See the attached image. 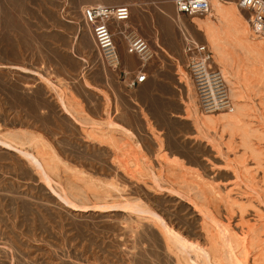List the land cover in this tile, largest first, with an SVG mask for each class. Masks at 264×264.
I'll return each instance as SVG.
<instances>
[{
	"label": "rangeland",
	"instance_id": "374dc122",
	"mask_svg": "<svg viewBox=\"0 0 264 264\" xmlns=\"http://www.w3.org/2000/svg\"><path fill=\"white\" fill-rule=\"evenodd\" d=\"M125 1L0 0V264H212L221 226L256 250L245 264H264V61L246 51L256 58L247 63L232 42L237 56L222 67L201 27L208 13L177 24L172 0L123 3L130 16L111 24V66L83 10ZM126 28L146 41L145 61L126 51ZM197 44L229 101L227 79L246 102V128L221 131L218 111L199 108L186 67ZM139 70L147 77L136 84Z\"/></svg>",
	"mask_w": 264,
	"mask_h": 264
},
{
	"label": "bare ground",
	"instance_id": "6f19581e",
	"mask_svg": "<svg viewBox=\"0 0 264 264\" xmlns=\"http://www.w3.org/2000/svg\"><path fill=\"white\" fill-rule=\"evenodd\" d=\"M208 1V5H209V7H208V9H207V11H205L204 13H208V15H209V19L208 20H206V21H203V24H202V26H203V28H204V30H206L207 31V33H208V42H209V44L212 46V48H213V50L214 51H216V52H218L217 53V55H218V59H217V61H218V63H220V65H222V67H229V68H231V60H230V57H231V55L230 54H228L229 53V51H228V48H229V45H232V42H234V45H235V43L238 45H240V46H238V47H240V49H242L244 52L242 53L241 52V54H244V57H245V59H244V57H243V55H240V54H238V57L240 56H242L241 58H242V60H244V61H247L248 59L250 60H252L253 58H255V56H256V58L258 59V58H260V59H262L263 61H264V37L262 36V35H260L258 32H256L253 28H252V26H251V24L248 22V20L243 16V14L240 12V10H242V9H240L239 8V6L237 5V3H236V0H235V2H222V1H219V0H207ZM104 3L103 2H96V3H94L93 5L91 4V5H89V6H87V7H90V6H94V5H103ZM113 5H115V4H113ZM240 9V10H239ZM210 10H211V12L212 13H210ZM204 13H202V14H204ZM175 14H176V18H175V20H176V23L177 24H182V20L180 19V12H178L177 10L175 11ZM87 24V23H86ZM182 32V31H181ZM244 35V36H243ZM232 37V41H229V40H227L228 39V37ZM237 45H235L234 47L236 48V46ZM237 47V48H238ZM223 48H225V49H223ZM232 49H234L233 48V46L231 47ZM230 48V49H231ZM236 48V49H237ZM244 48V49H243ZM239 49V48H238ZM239 49V51H241ZM148 50V49H147ZM150 51H151V49H150ZM246 51H247V53L248 54H250V56H252L251 54H253V55H255V56H253L252 58L250 57V58H248V56L246 55ZM148 52V54H149V51H147ZM226 54H228V55H226ZM247 56V58H246V56ZM234 56L235 55H232V58H234ZM237 56V55H236ZM235 56V57H236ZM237 57V60L240 58H238ZM141 58L143 59V61H145L147 58L145 57V56H141ZM256 58H255V60H256ZM260 59H258L257 61H260ZM235 60V59H234ZM239 60H241V59H239ZM248 60V61H249ZM250 60V61H251ZM261 60V61H262ZM232 61H233V59H232ZM248 61H247V63H248ZM249 61V62H250ZM256 61V62H257ZM261 61L259 62V64L261 63ZM258 63V62H257ZM236 64V66H234V68L235 67H240V65L239 66H237V64H238V62L237 63H235ZM245 64V63H244ZM250 65H253L252 64V62L250 63ZM262 65H263V63H262ZM111 66H114V65H111ZM264 66V65H263ZM233 68V69H234ZM248 68V67H247ZM236 69H238V68H236ZM258 69V68H257ZM260 69V68H259ZM228 70V69H227ZM237 71V70H236ZM258 71V70H257ZM138 72V71H137ZM244 72V71H243ZM245 72H246V70H245ZM245 72H244V74H245ZM221 73V72H220ZM247 73V72H246ZM258 73H259V71H258ZM139 74V73H138ZM233 76L238 80V82H239V84L241 85V87H243V90H248V88L246 87V86H248V85H245V84H247V82H248V84H249V79H248V77H246L245 79H246V82L245 81H243V80H245V79H243V75L242 74H239V72H233ZM239 75H241L242 76V82H241V78L239 79L238 78V76ZM245 76H247V74H245L244 75V77ZM253 76V75H252ZM256 76H258L257 75V73H256ZM261 76H263V75H261ZM189 77V76H188ZM249 78H250V76H249ZM248 80V81H247ZM259 80H261V77H260V79ZM243 82H245V83H243ZM258 82V81H257ZM264 82V81H263ZM227 83H228V85H229V90H230V93H231V98H232V100H231V102L229 101V104H228V106L226 107V109H222V110H219L218 111V116H217V119H216V121H218V124H219V126L222 128L221 129V131L222 130H226L227 132H229V134L231 133V132H234V130H239L240 131V129H242L241 128V124H242V122H243V117L247 114L246 113V108H245V105H247L246 104V102H245V104H244V101L241 99V95L238 93V94H236L235 93V90H233V84H234V82L232 81V80H230V79H227ZM245 86V87H244ZM249 87V86H248ZM252 87V86H251ZM188 88H189V90H190V96H191V101L192 102H195V97H194V95H191V93H192V88H191V84H189L188 85ZM246 88V89H245ZM251 89V88H250ZM255 90V89H254ZM193 92H195V91H193ZM245 92V91H244ZM229 97V96H228ZM229 100H230V97H229ZM263 104V103H262ZM196 105V104H195ZM197 106V105H196ZM264 106V105H263ZM207 114V113H206ZM261 118H263V117H261ZM215 121V120H214ZM213 120H210V122L208 121V120H206V121H204L203 120V124L204 125H206L207 123H209L210 125H212L213 124V122H214ZM262 121V120H261ZM264 123V122H263ZM208 124V125H209ZM246 124V123H245ZM244 124V122H243V125H244V127L245 126H247V125H245ZM251 126V125H250ZM249 126V127H250ZM246 128V127H245ZM237 130V131H238ZM247 130V129H246ZM251 130V129H250ZM254 131V130H253ZM259 131V130H258ZM263 131V130H262ZM261 131V132H262ZM236 132V131H235ZM244 132H246L245 130H244ZM241 134H239V133H237V134H239V135H242L243 136V139H245L244 138V136H246V135H248L249 133H247L246 135H243V133H242V131L240 132ZM227 134V133H226ZM234 134H236V133H234ZM245 134V133H244ZM261 134V133H260ZM228 135V134H227ZM254 136V135H253ZM239 138V137H238ZM248 137H246V139H247ZM260 138V137H259ZM240 141H242V137H240ZM249 139V138H248ZM239 141V142H240ZM247 141V140H246ZM244 142V141H243ZM248 142V141H247ZM247 142H244V143H247ZM242 145H244V143H242V142H240ZM251 143V142H250ZM250 143H248V144H246V145H244L243 147H247L248 148V145H250ZM256 144V143H255ZM252 146V145H251ZM251 146H249L250 148H252V150H254L253 149V146L251 147ZM263 146V145H262ZM255 147V146H254ZM260 147V146H259ZM258 147V148H259ZM250 148H248V149H250ZM256 148V147H255ZM251 150V149H250ZM251 150V151H252ZM258 150V149H257ZM255 152V151H254ZM263 154V153H262ZM255 155V154H254ZM259 155V154H258ZM260 156H262V155H260ZM264 156V155H263ZM253 157V156H252ZM256 157V156H255ZM261 158V157H260ZM257 160V159H256ZM259 160V159H258ZM256 162V161H255ZM260 162V161H259ZM255 164V163H254ZM257 165H258V163H257ZM244 167H245V164L243 165ZM261 166H263V165H261ZM256 168V167H255ZM260 168V167H259ZM240 169V168H239ZM247 169H249V168H246V170ZM237 170V169H236ZM240 171V170H239ZM245 172H248V170L247 171H245ZM244 172H242V174H243ZM241 174V175H242ZM246 174V173H245ZM263 174V173H262ZM246 176V175H245ZM248 176H250V175H248ZM243 177H244V175H243ZM248 178V177H247ZM250 178V177H249ZM249 180H251L252 181V179H249ZM254 180V179H253ZM155 182V181H154ZM262 182H263V179H262ZM251 183V182H250ZM253 183V182H252ZM251 183V184H252ZM158 184V183H157ZM159 185V184H158ZM157 185V186H158ZM155 186H156V183H155ZM156 186V187H157ZM253 186V185H252ZM255 186V185H254ZM154 187V186H153ZM160 187V186H159ZM254 189V187H251V190H253ZM189 189H191V188H189ZM253 191H255V193L257 192L256 190H253ZM192 192V191H191ZM188 193V192H187ZM260 193V192H259ZM258 192L256 193V194H259ZM193 194V193H192ZM192 196V195H191ZM227 196V195H226ZM231 196V195H230ZM193 197V196H192ZM194 198H195V196H194ZM228 198V197H227ZM229 198H232V197H229ZM240 200V199H239ZM227 201V200H226ZM230 202V201H229ZM236 202V201H235ZM233 203V202H232ZM238 203V202H237ZM241 203V202H240ZM201 205V204H200ZM199 205V206H200ZM238 205H239V203H238ZM134 206L135 207H137V206H139V205H136V204H134ZM197 206H198V204H197ZM196 207V206H195ZM201 207H202V205H201ZM241 207V206H240ZM137 208H140V211L139 210H137L138 211V215H143V213H142V211L144 210V208H142V207H137ZM196 208H198V207H196ZM202 211V210H201ZM144 212V211H143ZM204 212V211H203ZM148 215L149 216H151V217H153L157 222H158V224L159 225H161V227H164L165 228V230L169 233V234H171L170 232H169V230L167 229V227H166V225L161 221V219L157 216V215H153V214H151V213H148ZM241 215H242V213H241ZM215 220H217V219H215ZM208 224V223H207ZM250 226V225H249ZM214 227V226H213ZM212 227V228H213ZM208 228V227H207ZM219 228V230H218V238H219V240H218V238H217V240L218 241H216V243H215V240H216V238H214V239H212V245H213V248H212V251H213V260H214V263H212V264H245L246 262H247V258H248V254L251 252L250 251V247L248 246V244H247V251H245V248L244 247H242V245H241V242H240V240L236 237V235H233V234H231L230 232V234L229 233H227V230H226V228L225 227H218ZM249 229H250V227H248ZM262 228V227H261ZM210 229V228H209ZM255 229V228H254ZM212 231V230H211ZM251 231H252V229H251ZM250 231V232H251ZM254 231V230H253ZM252 231V232H253ZM215 232V231H214ZM214 232H211L212 234L214 233ZM255 232V231H254ZM260 232H262V229H261V231H259L258 232V234L260 233ZM257 233V232H256ZM264 233V232H263ZM212 234L210 235L211 236V238H213V236H214V234H213V236H212ZM216 234V233H215ZM250 235H251V233H249ZM253 234V233H252ZM255 234V233H254ZM171 235H173V234H171ZM256 235V234H255ZM175 236V235H174ZM258 237H259V235H258ZM175 238L177 239V237L175 236ZM251 238V237H250ZM256 238H257V236H256ZM264 238V237H263ZM259 239V238H258ZM178 240H180V239H178ZM250 240V239H249ZM255 240V239H254ZM257 240V239H256ZM180 241H182V240H180ZM260 242H262V240L260 239L259 240ZM264 241V240H263ZM183 243H185L184 241H183ZM253 243H256L255 241H253ZM257 243H258V241H257ZM260 244V243H259ZM262 245V244H261ZM261 245H259V246H261ZM264 245V244H263ZM253 246H255V244L253 245ZM256 247V246H255ZM252 248V247H251ZM261 248H263V247H261ZM195 249V248H194ZM254 249V248H253ZM260 249V248H259ZM263 250V249H262ZM254 251V250H253ZM252 251V252H253ZM258 251V250H257ZM217 252H220V253H217ZM251 252V253H252ZM255 252H256V250H255ZM255 252H253V253H255ZM257 253H259V252H257ZM261 253V252H260ZM262 254V253H261ZM255 255H256V253H255ZM255 257H257V256H255ZM258 258H260V257H258ZM262 259H264V258H262ZM256 260V259H255ZM259 259H257L256 261H258ZM256 263V262H255ZM258 263H259V261H258Z\"/></svg>",
	"mask_w": 264,
	"mask_h": 264
},
{
	"label": "built area",
	"instance_id": "2783aa9c",
	"mask_svg": "<svg viewBox=\"0 0 264 264\" xmlns=\"http://www.w3.org/2000/svg\"><path fill=\"white\" fill-rule=\"evenodd\" d=\"M180 14L203 15L209 5L207 0H173ZM244 10L252 28L264 37V0H236ZM130 9L125 4L94 5L83 10L84 20L90 25L92 35L102 57L110 65H118L119 51L111 29L112 22H125ZM126 45V51L137 56L148 57L147 43L142 36L128 28L120 30ZM211 53L205 45H196L187 57V71L198 100L199 108L204 112H217L226 109L229 104L227 85L217 67L210 63ZM139 73V74H138ZM133 83L146 80L147 75L139 70Z\"/></svg>",
	"mask_w": 264,
	"mask_h": 264
},
{
	"label": "crops",
	"instance_id": "0c3cea01",
	"mask_svg": "<svg viewBox=\"0 0 264 264\" xmlns=\"http://www.w3.org/2000/svg\"><path fill=\"white\" fill-rule=\"evenodd\" d=\"M171 1L172 0H126L125 2H116V3H112V4H123V3H125L128 6H131L132 4H135V3H137V4H145V3L148 4V3H159V2L167 3V2H171ZM219 1H222V2H235V0H219ZM204 14H207V13H204ZM201 27L203 28V26H201Z\"/></svg>",
	"mask_w": 264,
	"mask_h": 264
}]
</instances>
